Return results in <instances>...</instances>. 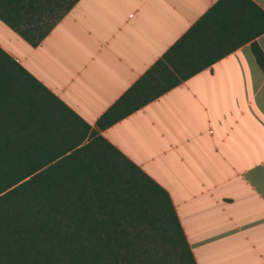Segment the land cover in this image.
I'll return each instance as SVG.
<instances>
[{
    "label": "crops",
    "instance_id": "crops-1",
    "mask_svg": "<svg viewBox=\"0 0 264 264\" xmlns=\"http://www.w3.org/2000/svg\"><path fill=\"white\" fill-rule=\"evenodd\" d=\"M263 13L264 0H75L34 45L0 20L32 145L50 163L136 169L195 264H264V74L250 50L264 54Z\"/></svg>",
    "mask_w": 264,
    "mask_h": 264
},
{
    "label": "trees",
    "instance_id": "trees-1",
    "mask_svg": "<svg viewBox=\"0 0 264 264\" xmlns=\"http://www.w3.org/2000/svg\"><path fill=\"white\" fill-rule=\"evenodd\" d=\"M74 1L0 0V20L34 45L60 13L42 16ZM250 50L264 74L263 52L254 42ZM24 75L0 49V264H195L164 192L136 169L128 179L142 177L134 193L115 184L118 171L98 174L93 162L63 158L50 163L32 145ZM162 240L169 252L152 254Z\"/></svg>",
    "mask_w": 264,
    "mask_h": 264
},
{
    "label": "rangeland",
    "instance_id": "rangeland-1",
    "mask_svg": "<svg viewBox=\"0 0 264 264\" xmlns=\"http://www.w3.org/2000/svg\"><path fill=\"white\" fill-rule=\"evenodd\" d=\"M64 5H65V3H62L59 6L54 7V9L52 11L46 12L42 16L43 21H50V19L54 18L57 14L62 12L64 9ZM130 168L131 167H127V169H125V170L119 169L118 172L116 171L117 173H113V174H114V177H117V178H115V184L116 185H120L123 188L130 189V190H132V192L134 191V193H135L138 190L137 186H139L140 182L142 181V177L140 174L134 173L138 179L136 181L135 180L129 181L128 179H129L130 171L132 169V168L131 169ZM118 173L120 175H118ZM162 241H164V242H162L164 245V248L163 249H161V248L152 249L151 248L150 251L152 252V254L157 255V254H161L162 252H169V249L167 246L168 243H166V240H162Z\"/></svg>",
    "mask_w": 264,
    "mask_h": 264
}]
</instances>
